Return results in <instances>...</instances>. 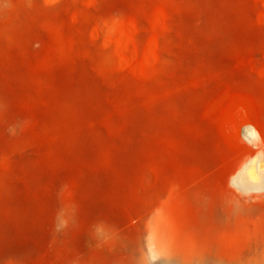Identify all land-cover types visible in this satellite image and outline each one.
Returning a JSON list of instances; mask_svg holds the SVG:
<instances>
[{
	"label": "rangeland",
	"instance_id": "rangeland-1",
	"mask_svg": "<svg viewBox=\"0 0 264 264\" xmlns=\"http://www.w3.org/2000/svg\"><path fill=\"white\" fill-rule=\"evenodd\" d=\"M255 155L264 0H0V264H264Z\"/></svg>",
	"mask_w": 264,
	"mask_h": 264
},
{
	"label": "bare ground",
	"instance_id": "bare-ground-1",
	"mask_svg": "<svg viewBox=\"0 0 264 264\" xmlns=\"http://www.w3.org/2000/svg\"><path fill=\"white\" fill-rule=\"evenodd\" d=\"M245 132L251 140H254V141L257 140L258 141V140L263 139V133L255 125H253L251 123L245 125ZM258 144H259V142H258ZM259 152H261V150ZM256 155H258V154H256ZM256 155H255V157H253L250 160V162L247 164V166H245V168H244L245 171L243 170V172H242L243 175L240 176L241 178L243 177L241 183L243 182V183L247 184V187H249L251 185V188H252V186H256L258 183H260V185H261V181L262 180L264 181V163H262L260 161L261 160L260 156H256ZM241 178H240V180H241ZM258 186H259V184H258ZM256 188H257V186H256Z\"/></svg>",
	"mask_w": 264,
	"mask_h": 264
}]
</instances>
